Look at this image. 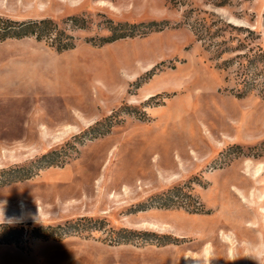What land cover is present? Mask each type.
Listing matches in <instances>:
<instances>
[{
  "label": "rangeland",
  "instance_id": "obj_1",
  "mask_svg": "<svg viewBox=\"0 0 264 264\" xmlns=\"http://www.w3.org/2000/svg\"><path fill=\"white\" fill-rule=\"evenodd\" d=\"M0 18L75 40H0V264H264V0H0ZM110 21L133 35L94 45Z\"/></svg>",
  "mask_w": 264,
  "mask_h": 264
},
{
  "label": "trees",
  "instance_id": "obj_2",
  "mask_svg": "<svg viewBox=\"0 0 264 264\" xmlns=\"http://www.w3.org/2000/svg\"><path fill=\"white\" fill-rule=\"evenodd\" d=\"M74 24L79 22V18L72 17L69 18ZM148 26H157L159 30L165 28L167 23H163L161 26L157 23H150ZM124 24H116L114 25L112 21H110L109 30L110 36L102 37L99 39V42H94V45L102 46L104 44L112 43L116 40L132 36L133 33H129L130 31H126L124 29ZM135 28V26H133ZM26 36H35L38 40L42 39H50L51 38V45L54 46L57 51L62 52L64 50L73 49L75 47V40L72 36L67 35L62 29H60L59 25L53 22L50 19H43L39 21H29V22H14L10 20H5L0 18V40H5L8 38H24ZM43 162L46 165H53L54 162L59 158L56 155V152H52L49 155H45L43 157ZM32 174L28 173L22 175L20 173L18 179L16 180H25L31 178ZM180 191L176 188L167 191L164 193L160 198V206L169 208L173 205L174 198H179ZM100 222L93 221L92 219H84L77 221L76 223H71L65 226H57V227H49L42 233L41 236L43 237H62L66 232H82L88 230H94L98 228ZM9 228V226H7ZM5 239L0 238V242H7L3 241Z\"/></svg>",
  "mask_w": 264,
  "mask_h": 264
}]
</instances>
